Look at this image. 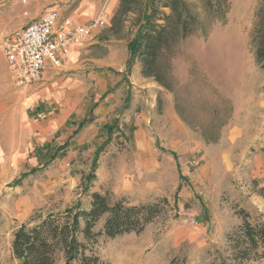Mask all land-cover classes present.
<instances>
[{
    "label": "rangeland",
    "instance_id": "obj_1",
    "mask_svg": "<svg viewBox=\"0 0 264 264\" xmlns=\"http://www.w3.org/2000/svg\"><path fill=\"white\" fill-rule=\"evenodd\" d=\"M185 1L199 25L174 48L165 88L145 78L138 62L126 71L139 12L114 25L120 0H0V44L24 14L36 18L55 10L81 24L106 14L105 28L95 31L77 64H88L94 72L108 69L121 80L107 96L116 106L108 117L114 131L107 146L99 126L92 134L88 126L79 134L64 129L33 133L28 128L40 119L26 105L29 88H16L11 79L8 85L0 82V264H19L12 242L21 225L78 204L88 209L95 192L129 205L169 202L160 205L161 215L141 234L98 236L89 246L99 264H239L230 238L243 224L240 212L246 211L253 225L264 223L259 194L264 187V75L250 47L259 0H229L222 20L206 10L203 0ZM108 50H114L110 67ZM70 72L86 76L82 69ZM0 75L9 76L2 53ZM99 88L90 83L85 118L96 119L93 109L106 99H99ZM100 146L104 152L95 180L84 193Z\"/></svg>",
    "mask_w": 264,
    "mask_h": 264
},
{
    "label": "trees",
    "instance_id": "obj_2",
    "mask_svg": "<svg viewBox=\"0 0 264 264\" xmlns=\"http://www.w3.org/2000/svg\"><path fill=\"white\" fill-rule=\"evenodd\" d=\"M203 3L206 10L215 13V18L219 20L224 19L230 6L229 0H203ZM160 8L169 9L170 13H162ZM133 12H139L138 30L127 45L129 59L126 71L129 73L138 62L145 78L153 79L168 88L165 71L169 68L174 48L194 33L199 25L198 16L185 0H120L119 10L113 18L114 25L121 23L124 17ZM255 18L250 47L256 66L264 75V0H259ZM93 120L91 116L86 119L76 133ZM113 131V126L107 128L109 137L104 146L110 143ZM104 146L96 151L90 174L84 180V193H89L91 183L95 180L99 156L104 152ZM18 184L14 182L12 186ZM259 194L264 198V187L260 188ZM90 198L88 209L78 204L62 213L48 214L35 224L21 225L15 231L12 242V252L19 264H59L60 261L64 264H99V259L93 256L89 246L96 243L98 236L115 239L130 233L141 234L147 225L161 215L160 205L169 204L164 199L160 204L129 205L124 200H115L108 193L98 192L92 193ZM240 214L243 224L230 238L233 260L239 264L262 262L264 223L253 225L246 211L242 210ZM102 219L105 220L103 231L95 234L93 230Z\"/></svg>",
    "mask_w": 264,
    "mask_h": 264
},
{
    "label": "crops",
    "instance_id": "obj_3",
    "mask_svg": "<svg viewBox=\"0 0 264 264\" xmlns=\"http://www.w3.org/2000/svg\"><path fill=\"white\" fill-rule=\"evenodd\" d=\"M42 15L43 14L37 16L36 18L33 17L35 15L32 16L31 14L22 15L21 19L14 26L13 31L27 25L30 21L38 19ZM67 20H69V22L73 26L81 25V23L72 21L70 18ZM90 43L74 47L70 50L69 63L67 68L48 69L45 72L43 81L40 84L30 87L29 90L27 89L28 95L26 105L27 107H29V109L31 108L32 110H34L35 116L40 119L37 123L30 125V128H28V130H31L33 133H40V135L57 133L60 129H64L67 131L73 130V132H76L80 124L88 119L85 118L87 111L84 109L83 105H85V102L90 93V83H95L100 86L99 94L101 96L99 97V99L102 100L103 95H106V99L104 100L103 105H99L93 109V114L95 115L96 119L94 118L92 123L86 125L85 127L88 126L89 128H87L90 129V133L92 134L91 131H93V129H97V127L99 126L101 129H103L102 133L106 135V140L108 139L109 135L107 133V128L111 126L109 124L108 117L112 116L116 106L112 104L109 105V102L111 100H108L107 96L113 95L114 87L119 84L121 80H116L114 77H112L107 72L108 69H106V72H94L93 69H87L88 64L84 66H82L81 63L77 64L81 56H83V52L81 51V49L85 46H88ZM113 52L114 50H108L107 52L108 59L106 62L108 63H106V67H110L109 57ZM90 60L92 59H89L88 61ZM139 67L140 65L138 66V69H140ZM75 69L78 72H80V69H82L83 71H85L86 76H83L82 78L79 73H77L78 75H74L71 74V72L70 74H66L67 70L75 71ZM9 77L10 75L6 77V79H4L3 75H0V82L6 83L8 85L10 82ZM121 77L122 76H120L118 79H120ZM97 103L98 102L95 101V104ZM79 113H82V117L80 119ZM110 113L112 114L110 115ZM74 117L75 119H73ZM83 129H81V131ZM81 131H79V133ZM72 137H74V134H72ZM84 137L85 136H82V139L77 138L75 140V143L79 144L80 141H83Z\"/></svg>",
    "mask_w": 264,
    "mask_h": 264
},
{
    "label": "built area",
    "instance_id": "obj_4",
    "mask_svg": "<svg viewBox=\"0 0 264 264\" xmlns=\"http://www.w3.org/2000/svg\"><path fill=\"white\" fill-rule=\"evenodd\" d=\"M107 19L106 14H101L88 23L73 26L52 10L6 35L0 50L13 85L27 89L40 84L48 69H65L70 50L90 43L95 31L105 28Z\"/></svg>",
    "mask_w": 264,
    "mask_h": 264
}]
</instances>
